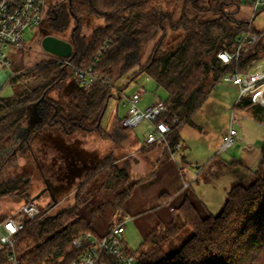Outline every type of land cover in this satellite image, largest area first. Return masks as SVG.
Listing matches in <instances>:
<instances>
[{"label":"trees","instance_id":"trees-1","mask_svg":"<svg viewBox=\"0 0 264 264\" xmlns=\"http://www.w3.org/2000/svg\"><path fill=\"white\" fill-rule=\"evenodd\" d=\"M153 1L65 0L44 8L51 32L61 35L72 28L71 63L81 69L93 67L99 80L90 89H79L68 101H61L50 94L74 75L73 69L58 64L59 57L51 56L33 75L29 74L32 83L23 81L25 75L14 72L10 78L12 87L24 84L12 97H0V156L10 152L3 145L8 138H14L21 146L29 142L32 134L46 132L62 134L70 140L80 135H98L116 145L127 141L133 129L124 126V119L117 118L110 131L102 128L101 121L117 82L135 69L138 70L130 81L147 76L166 91L167 98L159 102L165 103L169 112L161 119L180 120L181 125H176L169 139L173 148L181 142L182 124L191 121L226 72L244 74L264 59V32H256L251 22L238 21L228 13L204 20L190 9L224 13L225 7L235 5L236 14L241 0H185L178 20L172 12L155 8ZM86 16L104 20V26L97 28L91 39L83 34ZM255 34L261 38L246 46V52L237 62L231 66L222 64L221 52L233 53L239 46L238 37ZM153 44L145 62L148 48ZM251 104L244 100L236 107ZM250 110L259 112L256 107ZM115 161L109 154L93 171L85 173L72 207L55 215L44 211L40 218L26 222V228L15 239L20 264H71L79 257L74 238L85 233L96 234L95 219L107 210L124 208L138 184L120 191L130 184L132 176L127 167L121 168ZM3 166L0 157V170ZM253 175L251 185L239 184L229 190L224 208L217 216L202 217L187 197L174 209L177 218L183 220L181 226L175 222L159 225L144 238L137 253H129L136 257L137 264H264V146L262 161ZM154 177L155 173L139 182L148 183ZM30 185L29 176L2 180L0 198L15 197L34 203ZM97 196L105 197L106 201L92 212L90 220L80 217V210ZM165 197L169 195L162 194L160 200L167 202ZM186 229L192 230L193 236L175 254H166L163 245ZM4 255L5 251L1 253L0 264H6Z\"/></svg>","mask_w":264,"mask_h":264},{"label":"rangeland","instance_id":"rangeland-1","mask_svg":"<svg viewBox=\"0 0 264 264\" xmlns=\"http://www.w3.org/2000/svg\"><path fill=\"white\" fill-rule=\"evenodd\" d=\"M64 1L46 0V5L52 7ZM184 2L185 0H155L153 6L172 12L178 17ZM190 9L193 14L199 15L202 19L219 18L222 14L228 13L237 20L251 21L256 32H264V12H260L254 18L252 8L245 3L241 4L236 14H234L237 9L235 5L225 7L224 13L212 10L199 12L192 7ZM103 26L104 20L86 16L83 34L87 39H91L93 32ZM71 30L72 28L61 35L54 34L50 31L47 19L35 28H28L24 35L25 48H11L7 52L12 62L11 70L18 72L19 75H25L23 81L31 82L32 78L28 75H33L39 65L52 59V55L42 49V39L51 35L70 42ZM153 46L154 44L148 48L144 61L151 55ZM137 70L135 69L117 82L113 97L110 98L101 121L105 131L111 130L117 118H126L129 110L127 100L139 90V87L145 88L147 100H152L154 97L160 100L167 98L166 91L158 88L156 82L147 76L130 81L132 74ZM7 73L10 74L9 71ZM22 85L12 87L9 81L3 87L0 97L6 99L12 97L15 90ZM79 89L78 83L72 76L67 79L65 85L52 91L50 96L57 100L68 101ZM119 91L122 92L121 98ZM238 95V87L220 81L202 107L192 116L191 121L185 125L182 124L183 127L179 132L182 148L173 151L174 155L165 145L142 147L152 126L148 122H143L139 127L134 128L130 132L129 139L120 145L104 140L98 135H80L70 140L62 134L51 132L32 134L29 142L21 146L16 144L14 138H8L3 145L10 149V152L0 156L4 161V166L0 170V182L17 176H29L31 179L30 194L33 199L38 197L34 204L40 210L41 215L44 211L47 215H55L74 205V194L84 181L85 173L93 171L98 162L112 154L116 160L114 163L121 168L127 167L132 176L130 184L122 187L120 191H126L134 184H138L133 188L124 208L107 210L95 219L93 227L98 236H104L111 228L124 221L126 224L124 244L128 252L137 253L144 238L156 229L153 221H157V216H160L164 222L173 220L171 217L166 219L169 208H164L160 212L155 211L159 205L158 197L168 190L170 187L168 184H172V181H169L168 177H160L155 181H149L150 184L139 182L140 179L150 177L148 172L154 169L155 159H149V154L154 155L156 151H159L160 155L166 156L165 153H167L165 158L167 162H173L172 157H174L182 167H184V161L194 166L192 172L195 177L192 182L183 184L182 194L189 196L204 218L211 214L217 216L222 212L226 202L224 184L230 183L231 177L240 180L235 182L234 186L239 183L248 186L254 182L252 171L235 170V167L228 166L226 163L233 162L235 159L240 160L239 157L243 154L249 157L248 164L254 170L260 160L262 161L264 125L259 127V123L245 114V111L235 109L234 104ZM231 126L237 130L240 140L232 148L222 152L220 151L221 135L228 133ZM135 136L139 143L134 141ZM188 166L185 167V171L191 175ZM205 167L206 171L201 174L200 168ZM212 176L216 179L226 176L224 177L226 180L213 185ZM189 187L191 188L186 190ZM105 201V197L97 196L80 210L79 216L90 220L92 212ZM146 202L147 208H152L151 211L144 208ZM27 204V201L15 197L0 198V221L12 217L16 220H25L26 217L20 213V210ZM175 224L181 226L180 218L175 220ZM192 236V230L186 229L176 238L166 242L163 249L171 256L179 251ZM1 253L3 250L0 247V257Z\"/></svg>","mask_w":264,"mask_h":264},{"label":"built area","instance_id":"built-area-1","mask_svg":"<svg viewBox=\"0 0 264 264\" xmlns=\"http://www.w3.org/2000/svg\"><path fill=\"white\" fill-rule=\"evenodd\" d=\"M241 1L251 7L254 14L264 11V0ZM46 7V0H0V95L5 84L15 74L11 70L12 62L7 52L11 48H25V31L41 25L46 19L44 12ZM259 39L260 36L256 34L238 37L237 50L233 53L223 51L219 54V59L224 66H231L246 52V46L258 42ZM105 50L104 48L102 52ZM57 62L61 66L73 69L74 79L82 90L90 89L99 80L93 67L81 69L74 66L69 59L62 58ZM7 71L10 72L9 75ZM221 81L239 88L238 102L249 100L253 105L264 109V71L253 66L244 74L237 71L226 72ZM143 94L144 89L140 88L128 99L129 110L124 119V126L134 129L143 122L150 123L152 129L145 139V146L165 145L174 155L173 151L181 149L182 143L172 148L169 139L177 129L176 125H181L180 120L177 117H173L170 122L161 119L169 112L168 106L163 102H157L145 109L140 108L139 102ZM238 140H240L239 134L231 126L229 132L222 137L220 151L229 150ZM20 213L26 217L25 220H16L12 217L0 223V247L5 251L6 264H20L14 248L15 239L26 228L27 221L41 217V212L34 203L24 205ZM125 228L126 224L123 221L111 228L104 236L85 233L75 237L73 245L80 251V255L71 264H137L136 257L128 252L124 244Z\"/></svg>","mask_w":264,"mask_h":264},{"label":"crops","instance_id":"crops-1","mask_svg":"<svg viewBox=\"0 0 264 264\" xmlns=\"http://www.w3.org/2000/svg\"><path fill=\"white\" fill-rule=\"evenodd\" d=\"M181 13H182V9H181ZM181 13H180V15L178 17L175 16V19L176 20H178L180 18ZM259 13L260 12L254 14V12H253L254 18ZM216 18L204 19V20H213V19H216ZM238 21H242V20H238ZM247 22H251V21H247ZM146 61L147 60H145V62ZM254 67L255 68H258L259 70L264 71V59H262L261 61H259ZM140 88H143V87H139V89ZM143 89H144V94H143V96H142V98H141V100L139 102V107L140 108L145 109V108L149 107L150 105L155 104V103H157V102L160 101V99L158 97H154V99H152V100H150V99L147 100V93L145 91V88H143ZM238 98H239V95H238ZM247 101H249V100H247ZM237 103H238V99H237V101L234 104L235 109H239V110L245 111L246 112V113L244 112L245 114L249 115L251 118H253L256 122L259 123V125H258L259 127H262L264 125V109L262 107L257 106V105H253V104H251L250 107H236L237 106ZM127 105H128V100H127ZM251 107H256L259 112L257 114L256 113H253V111L250 110ZM241 113L243 114V112H241ZM151 129H152V126L149 129V132L151 131ZM225 134H227V133H225ZM225 134H222L221 135V139H222V137ZM133 138H134V141H137L138 142L137 136H135ZM180 140H181V137H180ZM144 146H145V143H144V145H142V147H144ZM154 149H152V150H154ZM151 152H153V151H151ZM149 156H150V157H148L149 159L150 158H152V159L154 158L155 159L153 171L150 172V170H149V172H148V173H150L149 175H152L153 173H155V177L150 182L155 181L157 178H160V177L161 178L162 177H166V178L168 177V180L169 181L170 180L172 181V184H168L170 186L168 188V190H165V192H163V194H168L169 195V197H165L164 198V200L167 201V202H164V201L160 200V196L162 195L161 194L158 197V203H159V205H157V207L155 208V211L156 212H158V211L160 212V211L164 210V208L165 209L166 208H169L168 212L166 211L168 213L166 219H169L171 217L173 220L170 221V222H164V221L161 220L160 216H157L156 217V220L157 221H153L154 222L153 225H156V228H157L161 224H169L171 222H175L176 219H179L174 214V209H176L179 206H181V204L185 201V199L187 197H189L187 195H183L182 194V191H184L183 190L184 189L183 184L185 182H188V183L190 181L192 182V180L194 179L195 176L193 177L194 174L192 172L193 169H194V166L191 163L189 164L188 162H185L184 161V167H182L181 165H179V163L177 162V160L174 157H172V155H171V157L173 159V162H167L166 159H165L166 156L160 155V152L159 151H156L154 153V155L153 154H149ZM239 158H240V160L239 159H235L233 162H226V163H227L228 166L235 167L236 168L235 170H250L253 173L256 170V168L258 167V165L260 164V162H261V160H260V162L257 164V167L255 166L256 168H254V170H253L252 167L248 164L249 157L247 155H243L242 154V156L240 155ZM261 159H262V150H261ZM232 163H234V164H232ZM187 166L190 168V172L192 173L191 175H190V173L188 175V171L187 172L185 171V167H187ZM205 171H206V167L205 168H200V171L199 172H201V174H203V172H205ZM224 177H226V176L221 177V179H216V178H214L212 176V179H213L212 184L214 185V184H216V182L219 183L220 181L221 182H224L226 180V178H224ZM231 178H232V181L230 179V181H231L230 183H227L226 182L224 184V186H225V188H224L225 189L224 190L225 196L224 197L225 198H227V193L229 192V190L232 187H234V183L240 181L238 178H235V177L234 178L231 177ZM150 182L148 184H150ZM239 184H237V185H239ZM190 185H192V184H190ZM191 187L187 188L186 190L190 189ZM147 205L148 204L146 202L144 208L146 210L151 211L152 208L151 209H148L147 208ZM180 220H181V225H182L183 224V220L182 219H180Z\"/></svg>","mask_w":264,"mask_h":264},{"label":"water","instance_id":"water-1","mask_svg":"<svg viewBox=\"0 0 264 264\" xmlns=\"http://www.w3.org/2000/svg\"><path fill=\"white\" fill-rule=\"evenodd\" d=\"M41 47L46 53L62 59L71 58L74 52L73 45L70 42L51 35L42 39ZM37 107L38 105L33 110V118L37 114ZM37 198L38 197H35L33 202L37 200Z\"/></svg>","mask_w":264,"mask_h":264}]
</instances>
